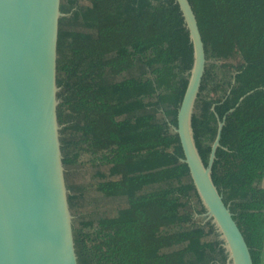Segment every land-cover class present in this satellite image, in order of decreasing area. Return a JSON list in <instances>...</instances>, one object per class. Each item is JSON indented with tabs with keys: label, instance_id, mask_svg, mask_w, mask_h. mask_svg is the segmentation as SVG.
<instances>
[{
	"label": "trees",
	"instance_id": "16d2710c",
	"mask_svg": "<svg viewBox=\"0 0 264 264\" xmlns=\"http://www.w3.org/2000/svg\"><path fill=\"white\" fill-rule=\"evenodd\" d=\"M190 3L207 59L195 143L207 166L224 121L211 177L264 264V0ZM61 11L57 113L79 263L226 264L172 128L194 63L179 3L61 0Z\"/></svg>",
	"mask_w": 264,
	"mask_h": 264
},
{
	"label": "water",
	"instance_id": "95a60500",
	"mask_svg": "<svg viewBox=\"0 0 264 264\" xmlns=\"http://www.w3.org/2000/svg\"><path fill=\"white\" fill-rule=\"evenodd\" d=\"M194 45L189 84L178 110L184 159L227 253L253 264L248 244L211 177L224 121L206 166L192 115L206 52L190 0H176ZM61 0H0V264H80L75 247L58 119L57 58Z\"/></svg>",
	"mask_w": 264,
	"mask_h": 264
},
{
	"label": "rangeland",
	"instance_id": "374dc122",
	"mask_svg": "<svg viewBox=\"0 0 264 264\" xmlns=\"http://www.w3.org/2000/svg\"><path fill=\"white\" fill-rule=\"evenodd\" d=\"M88 157V155L87 154H84L81 158H87ZM81 179V178H80ZM78 182H80V183H82V180L80 181V180H78ZM86 182V181H85ZM84 182V183H85ZM108 202H110V200H103L101 203L102 204H106V203H108ZM86 203H92V207H94L95 206V208L94 209H96L97 208V206H98V204L96 203V202H94L93 200H88ZM96 203V204H95Z\"/></svg>",
	"mask_w": 264,
	"mask_h": 264
},
{
	"label": "flooded vegetation",
	"instance_id": "af4514ba",
	"mask_svg": "<svg viewBox=\"0 0 264 264\" xmlns=\"http://www.w3.org/2000/svg\"><path fill=\"white\" fill-rule=\"evenodd\" d=\"M63 85H61V86H59V91H62V89H63V87H62ZM58 91V92H59ZM62 101V99L61 98H59V103ZM61 128H62V125H61Z\"/></svg>",
	"mask_w": 264,
	"mask_h": 264
},
{
	"label": "crops",
	"instance_id": "0c3cea01",
	"mask_svg": "<svg viewBox=\"0 0 264 264\" xmlns=\"http://www.w3.org/2000/svg\"><path fill=\"white\" fill-rule=\"evenodd\" d=\"M261 185L264 187V178H263V180H262V182H261Z\"/></svg>",
	"mask_w": 264,
	"mask_h": 264
}]
</instances>
